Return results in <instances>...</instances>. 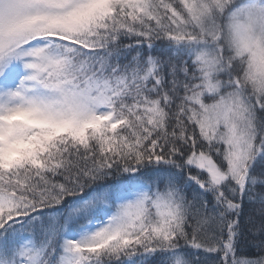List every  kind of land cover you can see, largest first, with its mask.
Returning <instances> with one entry per match:
<instances>
[{
  "label": "snow or ice",
  "instance_id": "6c2138e0",
  "mask_svg": "<svg viewBox=\"0 0 264 264\" xmlns=\"http://www.w3.org/2000/svg\"><path fill=\"white\" fill-rule=\"evenodd\" d=\"M0 264H264V0H0Z\"/></svg>",
  "mask_w": 264,
  "mask_h": 264
}]
</instances>
